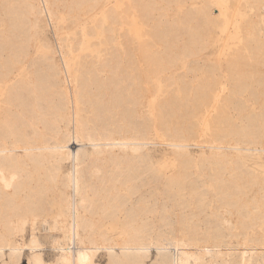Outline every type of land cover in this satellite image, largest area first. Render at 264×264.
Returning a JSON list of instances; mask_svg holds the SVG:
<instances>
[{"label":"bare ground","instance_id":"obj_1","mask_svg":"<svg viewBox=\"0 0 264 264\" xmlns=\"http://www.w3.org/2000/svg\"><path fill=\"white\" fill-rule=\"evenodd\" d=\"M100 1L0 0V264L25 253L26 264H100V250L105 264H146L152 252L150 264H264V177L241 160L264 152V31L242 20L241 52L206 58L221 24L207 0ZM59 13L68 31L50 50L35 35ZM154 81L179 88L159 99L156 126ZM201 124L208 137L196 140ZM157 131L171 172L149 162ZM192 145L211 173L189 169ZM116 225L120 240L107 233Z\"/></svg>","mask_w":264,"mask_h":264},{"label":"rangeland","instance_id":"obj_2","mask_svg":"<svg viewBox=\"0 0 264 264\" xmlns=\"http://www.w3.org/2000/svg\"><path fill=\"white\" fill-rule=\"evenodd\" d=\"M196 1V2H195ZM205 0H194L195 3L198 5L204 3ZM210 5L215 9L216 13L221 16V24L217 27L218 37L217 40L211 44L205 52L204 57L209 56H219L221 59L229 58L233 51H237L238 47L233 48L234 45L238 44L240 41V35L236 32L237 26L240 21L244 20H251L252 25L255 29L263 30L264 31V9H256L254 8L248 0H236L235 2L231 0H207ZM117 0H101L99 3V7H104L105 5H115ZM61 13H59L60 15ZM90 14H84L82 18L89 20ZM60 23L58 26H55L54 23H50L48 18H40L39 26L40 30L35 35V38L39 41V43L46 42L48 49L52 50L53 48L57 47V39L60 38L63 34V31H68L66 26L68 25V21L65 19L64 16H59ZM138 20V19H137ZM78 20H74V28H78ZM67 25H66V24ZM106 24V19L102 18L100 20V25L104 26ZM135 25V23L133 24ZM63 26V27H62ZM65 27V28H64ZM56 46V47H55ZM233 48V49H232ZM240 48H238L239 50ZM242 50V49H241ZM230 51V52H229ZM240 51V50H239ZM228 52L231 54H228ZM233 52V53H235ZM238 52V51H237ZM241 52V51H240ZM220 53V54H219ZM239 53V52H238ZM208 55V56H207ZM228 56V57H227ZM187 62V58L182 57L177 61L176 66L172 68V72L176 74L180 71ZM223 67L226 66L223 61ZM154 83V84H153ZM152 84V94H150L151 98L147 102V108L152 116L153 125L156 126V118H157V107L159 99L161 96L168 92L169 90L173 89L179 93L178 82H173L165 87L161 86L159 81H154ZM219 87V86H217ZM162 89V90H161ZM248 103L253 109H257V104L253 102V99L249 100ZM211 113L214 114L212 111ZM202 126V131L200 136L196 140H201L203 138L208 137L207 131L208 126L207 124ZM209 132V131H208ZM151 144L148 145V155H149V162L153 168L156 170H160L161 172H171L175 170V157L172 151V148L165 144V136L160 132H153L150 135ZM193 142V141H192ZM199 148L195 145L189 147V154L192 157V167L189 169L197 174L206 175L211 173V167H209L208 163L205 161H200L198 158ZM205 153L208 154V150H205ZM241 160L243 161L244 165L252 172L255 176L264 177V152L262 151H253V153H249V155H241ZM203 165V166H202ZM207 165V166H206ZM207 167L206 168H204ZM199 170H198V169ZM202 168V169H201ZM67 170V163H63L61 165V171L65 172ZM211 170V171H210ZM197 171V172H196ZM161 172H157L156 174L159 175ZM202 172V173H201ZM206 173V174H205ZM49 222H52V219H49ZM36 230L38 231L39 238L44 242L45 249L43 251L44 257L49 260L54 257L55 251L52 249L49 243L48 235L49 233L43 230L42 225L38 222L36 224ZM109 236L115 240H120L122 237L120 227L118 225L113 226L112 228L108 229ZM25 240L29 239V232L26 230L24 233ZM4 258H7L8 250L4 249ZM26 254V253H25ZM22 256L21 264H26V255ZM155 253L152 252L147 259H145L146 264H150L152 259L154 258ZM95 261L100 264H105L107 262V255L105 250H100L96 257ZM158 264H169L165 261H160Z\"/></svg>","mask_w":264,"mask_h":264}]
</instances>
